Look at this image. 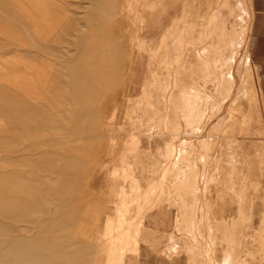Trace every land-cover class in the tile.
Returning <instances> with one entry per match:
<instances>
[{
	"label": "rangeland",
	"instance_id": "rangeland-1",
	"mask_svg": "<svg viewBox=\"0 0 264 264\" xmlns=\"http://www.w3.org/2000/svg\"><path fill=\"white\" fill-rule=\"evenodd\" d=\"M19 1L0 0L5 258L127 264L136 236L123 219L125 198L146 202L153 189L149 201L170 196L179 209V225L163 211L140 235L151 246L174 230L179 254L160 264H264V0H66L75 17L85 11L87 31L101 22L98 13H124L102 35L110 42L115 34L116 60L142 55L136 67L118 66L112 89L85 74L96 60L87 41L79 84L69 69L43 66L59 55L50 50L32 52L39 65L22 68L21 82L13 58Z\"/></svg>",
	"mask_w": 264,
	"mask_h": 264
},
{
	"label": "crops",
	"instance_id": "crops-1",
	"mask_svg": "<svg viewBox=\"0 0 264 264\" xmlns=\"http://www.w3.org/2000/svg\"><path fill=\"white\" fill-rule=\"evenodd\" d=\"M39 1H40L39 2L40 6L39 5L36 6V4H38L37 2L28 1L29 3L26 2L24 4L25 7H22L20 9L18 7V10L20 12L19 13L20 17L18 19L17 24L16 25L14 24L15 27H14V31H13V40H14V43H13V51L14 52H13V54L16 51L21 52V53L24 52L26 54L23 56L22 54L19 53L20 55L18 54L17 57L14 54V56L16 57V58H14V59H16L15 61H18V59H19V62H21V61L24 62L23 59L26 58V59H28V60H26L28 62L29 59H33L31 54L35 50H39L40 52L44 50V53L46 55H49L48 50L53 51V52H59V55H57V57L55 59H52L51 62H48V64H45V66L50 65L52 68L51 73H53V74L55 72H58V70H61V67H63V70L65 68L69 69V74H71V75H72V73L77 74L74 81H76L77 84H79V82H82L81 76L84 73L79 74V71L76 68H79V67L84 65V60H85L84 52L89 49L88 46L85 48L84 43H85V41H87V44L93 45L94 52H96V55L94 57V59H96V61L94 60L90 64L94 67L90 71L91 74L89 73V70H87L85 72V74L87 73L88 75H92L94 82H103L101 84H110L111 89H112L113 76L116 75V71L118 69V66L130 65L131 68H133V67L140 65L142 54L141 55L139 54V58H137L134 63L132 61L128 62L125 60H123V63H122V62L116 60L117 56H116V47H115V40H114L115 34L113 32L111 33L113 38L109 37L110 42H106L105 41L106 38H102V36H103L102 34L104 33V30H107L109 28L110 22L114 21L115 19L120 20L119 22H121L123 20L124 13L122 11H119L114 16H111V14L108 13L109 11L108 12L104 11V12H106L105 14L98 13L96 15L97 16L96 18L100 19L101 23H97L96 25H92L90 28H88L89 30L87 31V30H85V26L83 23V18H84V15L86 14L85 11L84 12L83 11H81V12L76 11V17H75L74 12L72 10H70V2H66V0H39ZM56 1H58V2H56ZM30 4L32 6H30ZM27 6L31 10L28 9ZM41 6H43V7L46 6V8L41 9L40 8ZM34 8H36V9H34ZM27 10H28V13L25 12ZM54 10L55 11L57 10V11L54 12ZM48 12L50 13L51 16L48 14ZM52 12H54V13H52ZM120 12H121V14H120ZM35 13L38 16L40 15L39 17H41V18H39V20H38L37 15ZM60 13H62V14H60ZM28 14H31V15L29 16ZM52 14H54V16ZM64 14L66 16H68L67 18H65L66 20H63V17L65 16ZM41 15H43V16H41ZM45 15H47L48 17H45ZM33 16L34 17L36 16V21L31 23V21L34 20ZM61 16H63V17H61ZM102 16H104V17L110 16V17L107 19V21H105L106 18H102ZM28 18H29L30 22L27 20ZM43 18H44V21H43L44 23L42 22L41 24H39L40 21L43 20ZM45 18H48L49 20L54 19L53 23L55 22L54 25L56 24L59 26V27L58 26L56 27L58 30H56V28H55L56 25L55 26L53 25L55 30L51 29V27H53L51 25V24H53L52 21L48 20L49 21L48 25L51 22V24H50L51 26H47L48 21L46 22ZM45 22H46V24H45ZM56 22H58V23H56ZM20 24H22V25H20ZM38 24H39V26H37ZM101 24L104 25L103 29H102ZM97 25H98V27H100L99 29H98ZM17 26H19L20 29L17 28ZM22 27H24L26 30L28 29L29 33L27 34L25 30L21 31ZM34 27H35V29H34ZM32 29H34L35 31ZM43 29H46V32H45V30L43 31ZM50 30L51 31L53 30V32H55V33L50 32ZM90 31L93 32V34ZM96 31L100 34L95 36L94 33H97ZM126 31L127 32L131 31L130 27H129V30H128V28L124 27V32H126ZM19 32L22 33V35ZM40 32L42 34L45 33L44 35H46V36L48 35L49 37L50 36L51 37L47 40L48 36L45 37L44 35L41 34L42 38H40L39 37ZM47 32H49L50 35ZM108 34H109V32L107 33V35ZM24 35H26V36H24ZM43 36H44V38H43ZM70 36H72L76 40L70 39ZM98 36H99V38H98ZM24 37H26V38H24ZM32 40H34V41H32ZM41 40H42V42H41ZM97 42L100 45H98L96 47L95 44ZM53 43L59 44L60 45L59 48L53 47L52 46ZM42 47H44V49H42ZM163 47L164 46L157 47L155 49L156 53L161 52V49ZM144 49H146V48H144ZM68 50L70 51V53H68L69 55H67V53H65ZM98 51L103 52V53L105 52L107 54H105L103 57H101L98 54ZM18 52H16V54ZM40 55H41V53H40ZM22 57H25V58H22ZM88 57H87V59H88ZM125 57H127V56H125ZM38 59H40L39 61H41V60H44L45 58H42V59L38 58ZM44 61H46V60H44ZM124 61H125V63H124ZM22 62L18 63V64H25V66L24 65H19V66L22 68L27 67L26 66L27 62H25V63H22ZM30 63L32 64L33 62L30 61ZM30 63H28L27 65H31ZM15 64H17V63H15ZM15 64H14L15 67H19L18 65H15ZM33 64L35 66H38V63H37V65H36V63H33ZM149 64H154V63L150 62ZM22 68H20V70H19L20 73H21ZM98 75L101 77L104 76V79H98L97 78ZM106 90H108V88ZM106 90H104L102 93H104ZM108 92H110V91H108ZM104 99H106V97H104ZM154 193H155V190H153V189H150L149 191L145 192V194L148 196L146 198V200H148V201L142 202V203H136L132 199L125 198L126 201L123 204L124 208H122V210L124 211L123 219H124L125 223L129 222V224L133 226L131 233L133 236H136V238L132 240L133 241L132 245L127 248V264H136V262H138L140 264H147V263H150L151 260H152L153 264H160L164 260V258L172 260L175 255L179 254V242L175 243V241L173 239L174 230L171 231L170 238H168L167 241H165V239H162V241L159 239L158 241H154V244H151V246L145 244V242L148 241L147 240L148 236L147 237H140V235L145 234L148 231V229L151 227V222H153L154 220H156V221L159 220L160 215L163 211L165 212V214L168 215V217H170V219L174 225H175V219L179 225V209L176 208L174 203H171L169 201L170 196H168L167 201H162V202L149 201V199L151 200V195H153ZM124 195H127V193H125ZM138 211H141V213H139ZM165 242H168V243L164 244ZM150 252L152 254H150Z\"/></svg>",
	"mask_w": 264,
	"mask_h": 264
},
{
	"label": "bare ground",
	"instance_id": "bare-ground-1",
	"mask_svg": "<svg viewBox=\"0 0 264 264\" xmlns=\"http://www.w3.org/2000/svg\"><path fill=\"white\" fill-rule=\"evenodd\" d=\"M18 1H19V0H18ZM28 1H29V0H26L25 3L28 2ZM36 1H37V3H38V4H36V6H37V5L40 6V3H39L40 1H39V0H36ZM19 2H20V1H19ZM21 2H22V1H21ZM21 2H20V3H21ZM56 2H58V1H56ZM120 2H121V1H120ZM20 3H19V4H20ZM28 3H29V2H28ZM121 3H122V2H121ZM21 4H22V3H21ZM22 5H23V4H22ZM30 6H32V5L30 4ZM62 6H63V5H62ZM123 6H124V5H123ZM42 7H43V6H41L40 8H41V9L46 8V6L43 7V8H42ZM27 8H28V6H27ZM37 8H38V7H37ZM47 8H48V7H47ZM123 8H124V7H123ZM28 9H30V8H28ZM34 9H36V8H34ZM30 10H31V9H30ZM32 11H33V10H32ZM43 11H44V10H43ZM50 11H51V10H50ZM52 11H53V10H52ZM56 11H57V10H56ZM56 11L54 10V12H56ZM105 11L108 12V10H105ZM120 11H121V9H120ZM25 12L28 13V10L25 11ZM25 12H24V13H25ZM36 12H37V11H36ZM39 12H40V11H39ZM54 12H52V13H54ZM24 13H23V14H24ZM27 13H26V14H27ZM33 13H34V12H33ZM33 13H32V14H33ZM37 13H38V12H37ZM108 13H109V14H111V13L113 14V12H111V11H109ZM35 14H36V13H35ZM35 14H34V15H35ZM44 14H45V13H44ZM44 14H43V15H44ZM48 14L50 15L49 12H48ZM60 14H62V13H60ZM120 14H121V12H120ZM28 15L30 16L31 14H28ZM36 15H37V14H36ZM43 15H41V16H43ZM52 15L54 16V14H52ZM55 15H56V14H55ZM64 15H65V14H64ZM107 15H108V14H107ZM39 16H40V15H39ZM39 16L37 15L38 20H39V18H41V17H39ZM50 16H51V15H50ZM56 16H57V15H56ZM33 17H34V16H33ZM45 17H48V16L45 15ZM61 17H63V16H61ZM61 17H60V18H61ZM67 17H68V16L65 15V16L63 17V20H66L65 18H67ZM25 18H26V17H25ZM29 18H30V17H29ZM29 18L27 19L28 21H29ZM49 18H50V17H49ZM46 19H47V20H46ZM119 19H120V18H119ZM48 20H49L48 18H45V21H46V22H47ZM63 20H62V21H63ZM35 21H36V16L34 17V20L31 21V23H32V22H35ZM43 21H44V18H43L42 21H40L39 24H41ZM49 21H52V23H53L54 19H53V20L50 19ZM49 21L47 22V26H51V25L53 26L55 22H54L53 24H51V22H50L51 25H50V24L48 25ZM58 21H59V20H58ZM62 21H61V22H62ZM105 21H107V18H106ZM119 21H120V20H119ZM29 22H30V21H29ZM37 22H38V21H37ZM46 22H45V24H46ZM43 23H44V22H43ZM56 23H58V22H56ZM62 23H63V22H62ZM100 23H101V22H100ZM18 24H19V23H18ZM33 24H34V23H33ZM36 24H37V23H36ZM39 24H38L37 26H39ZM20 25H22V24H20ZM34 25H35V24H34ZM55 25H56V24H55ZM55 25H54V26H55ZM60 25H61V24H60ZM99 25H100V24H99ZM47 26H46V27H47ZM54 26L51 27V29L55 30V29H54ZM57 26H58V25H56L55 28H56ZM101 26H102V29H103L104 25L101 24ZM58 27H59V26H58ZM97 27H98V25H97ZM17 28H18V27H17ZM37 28H38V27H37ZM43 28H44V27H43ZM92 28H93V27H92ZM99 28H100V27H98V29H99ZM19 29H20V28H19ZM23 29H24V28H23ZM34 29H35V27H34ZM34 29H32V30H34ZM98 29H97V30H98ZM4 30H5V28H4ZM16 30H17V29H16ZM32 30H31V31H32ZM44 30H45V32H46V29H43V31H44ZM53 30H52V31L50 30V32H53ZM56 30H58V29L56 28ZM91 30H92V29H91ZM2 31H3V30H2ZM18 31H19V30H18ZM21 31H23V30L21 29ZM21 31H20V32H21ZM34 31H35V30H34ZM47 31H48V30H47ZM20 32H19V33H20ZM41 32H42V31H41ZM41 32H40V35L38 34L40 38H42V35L45 34V33L42 34ZM90 32H91V31H90ZM94 32H95V31H94ZM96 32H97V31H96ZM106 32H107V31H106ZM106 32H105V33H106ZM5 33H6V32H5ZM35 33H36V32H35ZM47 33L49 34V32H47ZM53 33H55V32H53ZM91 33L93 34V32H91ZM0 34H1V30H0ZM7 34H8V32H7ZM20 34L22 35V33H20ZM20 34H19V35H20ZM41 34H42V35H41ZM51 34H52V33H51ZM96 34L98 35V34H100V33L97 32ZM103 34H104V33H103ZM4 35H5V34H4ZM21 35H20V36H21ZM49 35H50V34H49ZM7 36H9V35H7ZM11 36H12V35H11ZM11 36H10V38H11ZM24 36H26V35H24ZM44 36L47 37L48 35H47V36L44 35ZM44 36H43V38H44ZM90 36H91V35H90ZM21 37H22V36H21ZM50 37H51V36H50ZM50 37L48 36V37H47V40H48ZM100 37H101V36H100ZM102 37H103V36H102ZM24 38H26V37H24ZM27 38H28V37H27ZM91 38H92V37H91ZM98 38H99V36H98ZM103 38H104V37H103ZM38 39H39V38H38ZM45 39H46V38H45ZM87 39H88V38H87ZM96 39H97V38H96ZM101 40H102V39H101ZM24 41H25V40H24ZM27 41H28V40H27ZM32 41H34V40H32ZM88 41H89V40H88ZM41 42H42V40H41ZM85 42H86V41H85ZM34 43H35V42H34ZM39 48H40V47H39ZM47 48H48V47H47ZM40 50H41V49H40ZM87 51H88V50H87ZM14 54H15L16 57H17L18 54H19V52H18V54H16V52H15ZM14 54H13V56H14ZM19 55H20V54H19ZM22 55H23V54H22ZM43 55H44V54H43ZM13 56H12V57H13ZM12 57H11V59L16 58L15 56H14L13 58H12ZM25 57H26V56H25ZM25 57H22V58H25ZM97 57H98V56H97ZM19 58H20V57H19ZM22 58H21V59H22ZM75 58H76V57H75ZM92 58H93V57H92ZM17 59H18V58H17ZM41 59H42V58H41ZM45 59H46V58H45ZM15 60H16V59H14V61H15ZM26 60H28V59L25 58V59H23L24 62H22V61H21V62H22V63H25V62H27ZM31 60H33V59H31ZM47 60H48V59H47ZM93 60H94V59H93ZM107 60H108V59H107ZM18 61H19V59H18ZM18 61H17V62H18ZM64 61H65V60H64ZM95 61H96V60H95ZM17 62L15 61L14 64L17 63ZM21 62H19V63H21ZM31 62H32V61H31ZM41 62H42V61H41ZM49 62H50V60H49ZM12 63H13V62H12ZM28 63H30V60L26 63V66H27L26 68L29 69V70L32 68V69L34 70V67H35L34 64L32 63L33 66H34V67H33V66H31V65H32L31 63H30L31 65H27ZM34 63H35V62H34ZM47 63H48V62H47ZM124 63H125V61H124ZM17 64H18V63H17ZM17 64H15V65H17ZM121 64H122V63H121ZM19 65H24V66H25V64H18V66H19ZM36 65H37V64H36ZM38 65H39V64H38ZM30 66H31V68H30ZM41 66H42V65H41ZM49 66H50V65H49ZM54 66H55V65H54ZM19 67H20V66H19ZM44 67H46L47 70H48L49 72L52 71V68H48L47 66H45V64H44ZM50 67H51V66H50ZM52 67H53V66H52ZM100 67H101V66H100ZM20 68H22V67H20ZM23 68H25V67H23ZM32 69H31V70H32ZM38 69L41 70V69H40V66L38 67ZM42 69H43V68H42ZM14 70H15V68H14ZM29 70H28V71H29ZM31 70H30V73L32 72ZM35 70H36V69H35ZM39 70H37L36 72L34 71V72L36 73V75H37V73H42V74H43V72H44L45 69H44V70H41L42 72L39 71ZM18 71H19V70H18ZM18 71L15 72V73H18ZM48 71H47V72H48ZM21 72H25V71L21 69ZM49 72L47 73V74L49 75V77L46 76V74H45L46 79H47V78H50V73H49ZM13 73H14V72H13ZM27 73H28V72H27ZM19 74H20V73H19ZM21 74H22V73H21ZM23 75H24V74H22V76H23ZM43 75H44V74H43ZM39 76H40V74H39ZM45 76H44V79H45ZM27 77H28V76H27ZM30 78H32V76H30ZM36 78H37V77H36ZM27 79H28V78H27ZM40 79L44 80V79L42 78V76H41ZM46 79H45V80H46ZM22 80H23V81H22ZM22 80H21V82H24V83L26 82V80L24 81V76H23V79H22ZM28 80H30V79H28ZM37 80H38V79H37ZM48 80H49V79L46 80V81H47V84H48ZM31 81H32V80H31ZM33 81H34V79H33ZM5 82H6V81H5ZM7 82H8V81H7ZM8 83H9V82H8ZM24 83H22V84H24ZM28 83H30V82H28ZM41 83H42V81H41ZM6 84H7V83H6ZM11 84H13V83H10L9 85L11 86ZM22 84H20L21 86L19 85L20 87H17V88H18V89L20 88L21 90H22V89L25 90V89H26L25 87H28V86L23 87ZM47 84H46V83H45V84L43 83L42 86L45 87L44 85H47ZM13 86L16 87L15 84H14ZM35 86H36V85H35ZM21 87H22V88H21ZM29 88H30V87H28V89H29ZM49 89H50V88H49ZM36 90L38 91V89H36ZM39 90H40V89H39ZM40 91H41V93L43 92L42 90H40ZM40 91H39V92H40ZM25 92L27 93L26 90H25ZM30 92H31V91H30ZM98 93H99V92H98ZM27 94H28V93H27ZM43 94H44V92H43ZM46 94H47V93H46ZM46 94H45V95H46ZM86 95H87V94H86ZM33 96H35V95H33ZM43 96H44V95H43ZM46 96H47V95H46ZM97 96H98V95H97ZM77 116H78V115H77ZM78 118H79V116H78ZM82 127H83V126H82ZM82 127L80 126V128H82ZM47 129H48V128H47ZM65 129H66V128H65ZM80 130L82 131L83 129H80ZM51 133H53V132H51ZM56 135H57V133H56ZM47 138H50V137H47ZM45 139H46V138H45ZM50 139H51V138H50ZM44 142H45V141H44ZM44 142H38L37 144H38V145L41 144V143L43 144ZM45 143H47V140H46ZM32 144H33V142H32ZM34 144H35V142H34ZM35 145H36V144H35ZM38 145H37V147H38ZM39 146H40V145H39ZM67 146H68V145H67ZM30 147H32V145H31ZM45 147H46V146H45ZM45 147H44V148H45ZM48 147H49V146H48ZM65 147H66V146H65ZM65 147H64V148H65ZM35 148H36V147H35ZM66 148H67V147H66ZM50 149H51V148H50ZM53 149H54V148H53ZM53 149H52V150H53ZM61 149H63V148H61ZM36 150H37V149H36ZM47 150H48V149H47ZM38 151H39V150H38ZM44 151H45V150H44ZM48 151H49V150H48ZM54 151H56V150H54ZM57 151H58V150H57ZM60 151H62V150H60ZM35 152H36V151H35ZM41 152H42V151H41ZM49 152H50V151H49ZM29 154L31 155V153H29ZM33 154H34V153H33ZM5 155H6V154H5ZM3 156H4V155H3ZM9 156H10V155H9ZM49 157H50V156H49ZM22 158H23V157H22ZM24 158H25V157H24ZM24 158H23V159H24ZM46 158H47V156H46ZM51 158H52V157H51ZM66 163H67V162H66ZM60 164H62V163H60ZM37 165H39V164L37 163ZM27 166H28V165H27ZM58 166H59V165H58ZM44 167H45V166H44ZM54 168H56V167H54ZM68 168H69V167H68ZM58 169H59V168H58ZM28 170H31V169H28ZM33 170H34V169H33ZM63 170H65V169H63ZM70 170H71V169H70ZM37 171H38V170H37ZM37 171H35L34 173H37ZM65 171H66V170H65ZM65 171H63V172H65ZM1 173H2V172H1ZM46 173H48V172H46ZM42 174H43V173H42ZM46 175H47V174H46ZM63 175H64V174H62V176H63ZM54 176H55V175H54ZM29 177H30V176H29ZM58 177H60V176H58ZM63 177H64V176H63ZM62 179H63V178H62ZM62 181H63V180H62ZM86 182H87V180H86ZM30 192H31V191H30ZM83 192H84V190H83ZM68 193H69V192H68ZM81 193H82V190H81ZM69 194H70V193H69ZM81 195H82V194H81ZM84 196H86V194H84L83 197H81V200L85 199V202H86L87 200H86V198H84ZM81 200H80V202L83 203L84 201L82 202ZM85 202H84V203H85ZM86 203H87V202H86ZM89 204H90V203H89ZM83 205H84V204H83ZM87 206H88V205H87ZM80 207H82V206H80ZM89 207H90V205L88 206V210H89ZM85 208H87L86 205H85ZM52 209H53V208H52ZM90 209H91V207H90ZM79 210H80V208H79ZM79 210H78V211H79ZM81 210H82V209H81ZM85 210H86V209H85ZM85 210H84V211H85ZM88 210L86 211L87 214H88ZM64 211H65V210H64ZM82 211H83V210H82ZM62 212H63V210H62ZM89 213H90V211H89ZM88 215H89V214H88ZM88 215H86V216H87L86 220L88 219V217H90V216H88ZM90 215H91V213H90ZM82 216H85L84 213H83ZM3 217H4V216H3ZM81 219H82V218H81ZM1 220H3V219H1ZM9 220H10V219H9ZM84 220H85V218H84ZM86 220H85V221H86ZM8 222H9V221H7V223H8ZM40 222H42V221H40ZM43 222H44V221H43ZM88 222H89V221H88ZM9 223H10V222H9ZM15 223H16V222H14V224H15ZM86 223H87V221H86ZM21 224H22V223H21ZM38 224H39V223H38ZM82 224H83V223H82ZM36 225H37V224H36ZM83 225H84V224H83ZM86 226H87V225H86ZM27 227H28V226H27ZM36 227H37V226H36ZM31 228H32V227H31ZM34 228H35V227H34ZM85 228H87V227H85ZM76 232H78V231H77V228H76L75 234H76ZM14 235H15V234H14ZM77 236H78V235L76 234L75 237H77ZM73 237H74V236H73ZM1 238L3 239V235L1 236ZM4 239H5V237H4ZM36 239H38V238H36ZM7 248H9V247H7ZM6 251H7L6 247H3V243H0V264H28V263H18V262H14V261H13V262H10V260H9L8 258H5V253H6ZM79 257H80V256H79ZM33 260H34V259H33Z\"/></svg>",
	"mask_w": 264,
	"mask_h": 264
}]
</instances>
